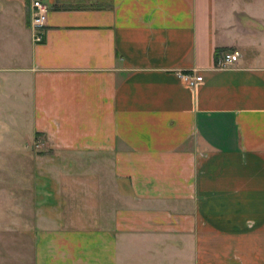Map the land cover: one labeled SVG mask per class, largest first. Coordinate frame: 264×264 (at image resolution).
<instances>
[{
    "label": "crops",
    "instance_id": "crops-1",
    "mask_svg": "<svg viewBox=\"0 0 264 264\" xmlns=\"http://www.w3.org/2000/svg\"><path fill=\"white\" fill-rule=\"evenodd\" d=\"M32 1L0 0L10 264H264V0H39L42 43Z\"/></svg>",
    "mask_w": 264,
    "mask_h": 264
},
{
    "label": "built area",
    "instance_id": "built-area-1",
    "mask_svg": "<svg viewBox=\"0 0 264 264\" xmlns=\"http://www.w3.org/2000/svg\"><path fill=\"white\" fill-rule=\"evenodd\" d=\"M48 7L39 0H33L31 3L30 26L33 31V40L35 43H42L43 31L47 20ZM235 54L231 52L219 53L215 60L214 69L217 71L227 70L234 66ZM187 87H195L200 84L203 77L195 70L180 71L177 73Z\"/></svg>",
    "mask_w": 264,
    "mask_h": 264
},
{
    "label": "rangeland",
    "instance_id": "rangeland-1",
    "mask_svg": "<svg viewBox=\"0 0 264 264\" xmlns=\"http://www.w3.org/2000/svg\"><path fill=\"white\" fill-rule=\"evenodd\" d=\"M10 157L0 156V164L9 163ZM1 168V167H0ZM12 171L3 172L0 170V195L4 196L5 193L9 194V191L11 190V183H9V177ZM15 190V189H14ZM24 195V194H23ZM5 206H8V204H0V209L3 210L6 208ZM8 222V221H7ZM10 228V227H9ZM12 236V237H11ZM14 234L8 233V232H2L0 234V256H1V264H10V259L13 256L10 253V250L6 251L9 247V245H12L14 242ZM2 246V248H1ZM5 246L7 247L5 249ZM12 249V248H11Z\"/></svg>",
    "mask_w": 264,
    "mask_h": 264
}]
</instances>
